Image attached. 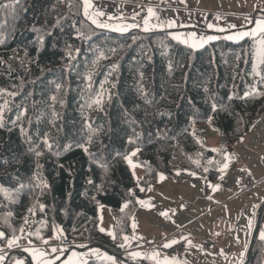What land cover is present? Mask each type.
<instances>
[{"label": "trees", "instance_id": "1", "mask_svg": "<svg viewBox=\"0 0 264 264\" xmlns=\"http://www.w3.org/2000/svg\"><path fill=\"white\" fill-rule=\"evenodd\" d=\"M169 32L101 29L84 14L82 0H0L5 239L29 221L40 235L34 241L57 227L77 241L71 250L83 244L111 250L132 233L138 199L159 173L219 177L223 156L203 145L192 126L214 117L223 140L238 143L264 115V63L254 80L255 37L220 34L194 48ZM129 155L143 166L137 184ZM99 205L112 209V238L98 229ZM263 258L256 232L241 264Z\"/></svg>", "mask_w": 264, "mask_h": 264}, {"label": "rangeland", "instance_id": "2", "mask_svg": "<svg viewBox=\"0 0 264 264\" xmlns=\"http://www.w3.org/2000/svg\"><path fill=\"white\" fill-rule=\"evenodd\" d=\"M87 3L88 5H90V7H88L86 14L85 0H82L84 14L92 23L93 20L97 21V23L93 24L101 29L125 32L133 28H141L142 30H145V28L147 27L148 31L165 28L169 29V33L173 38L180 37L179 39L175 38L176 40L186 43L194 48H198L206 44L205 42L202 45L198 46V41L211 36L216 38V35L214 34L217 31H215V29L213 28V21H220L221 25L224 26L227 19L232 17L231 15L248 17L247 15L243 14L245 11H247L245 10V4L252 7L255 3V0H87ZM230 6L236 7L240 10L237 11L234 9L235 12L234 14H232L229 12ZM119 8L125 10V13H119ZM149 9L153 10V15H149ZM260 9L247 11L248 15L262 16V14H264V9L262 7ZM145 20L148 21L147 26L145 25ZM169 23L172 24L171 27H169ZM98 25H108V27H101ZM209 25H212V27H209ZM251 25L252 22H250L248 26ZM118 27H123L126 30L118 31L116 30ZM236 31L242 32L240 30ZM262 40H264V33L255 37V50L250 72V75L254 80L261 74L264 63L262 62V58L260 56ZM208 42H210V40L207 41V43ZM191 132L198 137L203 145L215 151L217 155L223 156L224 160L220 166L219 176H222L223 180L225 181L228 178L230 171L234 169L232 168V166L236 165V154L247 152L254 155V152H256V150L251 147V144L248 143L247 140H245L243 143L240 142L242 141V138L245 139L247 136L256 138L263 137L264 115L258 118L254 122V124H252V126L243 135L238 143L233 145L225 142L220 136L216 127L214 117H211V119L207 120L205 123L193 125ZM226 155L229 157V159L227 160H225ZM258 159H262V157H258ZM127 162L133 172L137 184L139 178L142 176L143 166L140 162L134 160L132 158V155H129L127 157ZM225 163L228 164V167L226 169L223 167ZM160 174L164 173H159L158 176ZM200 177L202 180L206 179L203 176ZM157 183H159L158 178ZM156 185L159 184L150 186L139 197L138 206L133 211L132 219H134L136 211L140 208V203L145 193L151 188L154 189ZM201 188H203V184H201ZM204 190L205 188L199 191H197L196 189L192 191L191 198H189V200H191L190 203L192 204L190 209L193 210L191 211V214L198 213L197 205L199 204L200 200H196L195 198H202V193L205 194ZM240 192L244 193L249 191ZM155 195H159L165 198L167 194L161 195L159 194V192H155ZM237 205V210L235 212L236 216H241V219H247L252 211V207L249 205L247 200H240ZM228 207H230V205L225 206V208ZM225 208L223 209L224 211ZM157 210L161 209L159 208ZM256 212V219L255 224L253 225L252 235L256 227H258L257 237L260 238V233L262 230H264V217L260 219L259 208L256 210ZM97 214L99 231L112 238L114 236V217L112 209L107 205H99ZM186 215V213L181 212V215L176 214L169 217L170 215L162 211L156 215L149 216V219L145 220L153 226L152 229L145 231L144 229H142L144 228V226H140L139 222V225L137 224V227L132 226V233L128 236H125L124 243L122 245H119V247L113 245L110 246L111 250L106 249L103 246H91L85 248L84 244L79 246V249L71 250L69 245L62 242L61 230L57 227H55L52 232L48 234V236L53 233L55 234V236L57 237V241H55L54 243H50L51 239L48 238V236H41L40 239L34 241L33 236H40L39 231H30V222L28 221L18 236L11 237L16 239V244L13 247L9 248L6 246L7 239H0V250H2L0 251V255H3L5 257L2 264H16L17 261H22L23 264H27L26 257L19 255L18 251L15 250V248L18 246H20L19 248H22V243L26 244V247L30 246L34 248L44 249L46 251V253L42 256L43 260L41 261V263H37L41 257V251H39V253H36L37 255L35 256V258L33 257V255L30 258V256L27 254L26 256L29 259L28 264H32V260L33 264H69V261L71 262V264H77V262L78 264H80L83 262V260H85V258H87V261L90 259L113 260L114 264H176L173 261L174 254L172 252L181 249L180 251H182L181 253H183L184 251H186L184 248L185 246L179 249H166V251H164L163 249L159 248L161 244H169V242H174L177 239H170L169 241H165V243L154 240L160 231L165 230L170 233L178 228L172 227L174 217H182L183 219H185ZM197 215H199V213ZM174 222H176L177 225H183L186 223V220L177 219V221ZM208 226L209 225L207 224V217H199L192 225L189 226L191 227L189 229L194 230V232L200 234V232H203ZM225 228L226 225L224 226V229ZM220 230H223V228ZM192 241L193 240H191V242ZM249 243L251 244V241ZM52 246L58 247L61 251V259H59L57 263H55L56 258H54L51 254L53 253V251L51 250ZM160 250L163 251L160 252ZM117 251L124 258L116 259ZM166 252L169 253L170 256H168ZM136 253H139V255H135ZM161 255H163V258ZM193 264L211 263H209L206 259L201 260V262H194ZM262 264H264V258Z\"/></svg>", "mask_w": 264, "mask_h": 264}, {"label": "crops", "instance_id": "3", "mask_svg": "<svg viewBox=\"0 0 264 264\" xmlns=\"http://www.w3.org/2000/svg\"><path fill=\"white\" fill-rule=\"evenodd\" d=\"M263 1L264 0H255L252 7L245 4V10L252 11L260 9ZM234 9L237 11L240 10L236 7L230 6L229 12L234 14ZM247 11L243 14L248 17L231 15L232 17L227 19L224 26L221 25L220 21H213V28L217 31L214 34L216 35L215 37L217 38L220 34L229 37L236 36L241 33H247V35H243L241 38L246 36L257 37L262 35L263 33L258 31L253 34V30L257 27V21H264V14H262V16H250ZM250 22H252V25L248 26ZM236 30H240L242 32H238ZM209 40L211 41V39L205 38L198 41V46L205 42L207 43ZM245 140L251 144V147L254 148L256 152H254V155L247 152L236 154V165L232 166L234 169L230 171V174L225 181L223 178L221 179L222 176H219L215 181H209L207 179L202 180L200 177L202 175L199 173H193L187 177H174L160 174L158 176L159 183L156 182V184L159 185H156L154 189L151 188L145 193L141 200L143 203H140V208L136 211L135 217L131 221V227H137V224L139 225L140 222V226H144L142 229L148 231L153 228V226L145 220L149 219V216H153L164 211V213L170 215L169 217H171L176 214L181 215V212H183L187 214L185 219L182 217H174L173 220H186L185 224L177 225L176 222L173 221L172 227L178 228L170 233L162 230L157 234V237L154 240L165 243V241H169L170 239H177L175 242H169V247H164L165 244H161L159 248L164 251H166V249H179L185 246L184 248L186 251L183 253H181V249L172 252L174 254L173 261L176 264H193L194 262H201V260L206 259L211 264L243 263L249 255V242L253 238L252 230L253 225L255 224L256 210L258 208L260 209V216L264 206V135L261 138L247 136L245 139L242 138L240 143H243ZM258 157H262V159H258ZM246 174L251 175L256 181V184L251 190H248L249 192L241 193L237 182ZM201 184H203V188H205V194L202 193V198H195L196 200H200L197 205L199 215H197L198 213L191 214V211L193 210L190 209L192 204L190 203L191 200H189V198H191V193L194 189L197 191L203 190V188H201ZM155 192H159L161 195H167L164 198L162 196L155 195ZM240 200H247L249 205L252 207V211L247 219H241V216H236L235 214L238 206L237 204ZM228 205H230V207L225 208V206ZM223 207L225 208V211L223 210ZM159 208L161 210H157ZM199 217H207V224L209 225L203 232H200V234L189 229L191 228L189 226L192 225ZM249 222H251V226H249ZM225 225L226 228L224 229ZM222 228L223 230H220ZM48 238L51 239L50 243L57 241V237L54 233L49 235ZM206 239H212L214 241L215 248L213 251H210L209 246L205 244ZM191 240L193 241L191 242ZM25 245L26 244L22 243V248H19L20 246H18L15 250L18 251L19 255H22L23 253L28 254L30 258L34 252L39 253V251H41L40 255H42L37 262L41 263L43 260L42 256L46 253V251L44 249L30 246L26 247ZM53 248L57 249L56 252L51 253L52 256L56 258L55 263H57L58 260L61 259V251L56 246H52L51 250ZM163 250H160V252ZM167 254L170 256L169 253ZM161 256L163 258V255ZM86 261L87 258H85V260H83L80 264H84ZM31 263L33 264V260Z\"/></svg>", "mask_w": 264, "mask_h": 264}, {"label": "snow or ice", "instance_id": "4", "mask_svg": "<svg viewBox=\"0 0 264 264\" xmlns=\"http://www.w3.org/2000/svg\"><path fill=\"white\" fill-rule=\"evenodd\" d=\"M88 7H90V5H88L87 0H85V13H86V14H87V9H88ZM148 12H149V15H153V10H152V9H149ZM93 23H97V21L93 20ZM147 23H148V21L145 20V25H146V26H147ZM98 26H101V27H108V25H98ZM171 26H172V24L169 23V27H171ZM209 27H212V25H209ZM116 30H118V31H124V30H126V29L123 28V27H118ZM145 30H147V27L145 28ZM257 31H258V32H261V33H264V21H257V27H256V29L253 30V34H255ZM243 35H247V33H241V34H238V35H236V36H229L228 39H239V38H241ZM175 38H176V39H179L180 37H175ZM207 39H214V37H208ZM260 56H261V58H262V62H264V40L261 41V51H260ZM53 99H55V98L53 97ZM212 107H213V111H215V110H216V105L213 104ZM209 119H211V118H209ZM43 142H44V144L47 145L49 148L51 147V145L49 144L47 138H45ZM85 151H87L86 148H85ZM36 155L39 156V155H41V153L37 152ZM132 155H135V153H132ZM227 159H229V157L226 155V156H225V160H227ZM223 167L226 169V168L228 167V164L225 163ZM222 178H223V177H221V179H222ZM141 203H143V202L141 201ZM126 206H127V205H125V207H126ZM121 210L123 211V208H122ZM249 226H251V222H249ZM5 238H6V234L3 233V232H0V239H5ZM260 239H261V240H264V230H262L261 233H260ZM174 242H175V241H174ZM15 244H16V239H15V238L7 239V245H6L7 247L11 248V247H13ZM169 246H170V245H168V244H165V245H164V247H169ZM0 251H2V250H0ZM52 251H53V252H56L57 249H56V248H53ZM32 255H33V257L35 258V256H36L37 254L34 252ZM41 255H42V254H41ZM135 255H139V253H136ZM4 259H5V257H4L3 255H0V264H2V262L4 261ZM16 264H23V262H22V261H17ZM69 264H71L70 261H69Z\"/></svg>", "mask_w": 264, "mask_h": 264}, {"label": "built area", "instance_id": "5", "mask_svg": "<svg viewBox=\"0 0 264 264\" xmlns=\"http://www.w3.org/2000/svg\"><path fill=\"white\" fill-rule=\"evenodd\" d=\"M262 7L264 8V2L262 4ZM120 12H122V11H120ZM255 184H256V181L249 174L244 175L237 182V185H238V188H239L240 191H248V190H251L254 187ZM61 237H62V241H63L64 244H67V245L77 244V241L76 240H73L71 238H68L63 232H62V236ZM205 244L207 246H209V250L210 251H213L214 250V241L212 239H206L205 240Z\"/></svg>", "mask_w": 264, "mask_h": 264}, {"label": "water", "instance_id": "6", "mask_svg": "<svg viewBox=\"0 0 264 264\" xmlns=\"http://www.w3.org/2000/svg\"><path fill=\"white\" fill-rule=\"evenodd\" d=\"M257 229H258V227H256L255 231L253 232V237L255 236V234H256V232H257ZM250 247H251V244H250ZM247 260H249V255H248V257H247Z\"/></svg>", "mask_w": 264, "mask_h": 264}]
</instances>
